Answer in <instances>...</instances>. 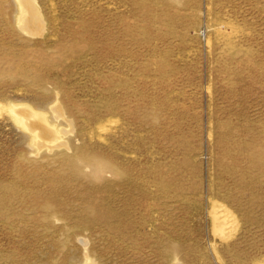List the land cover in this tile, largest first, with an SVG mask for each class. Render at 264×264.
<instances>
[{"label": "rangeland", "instance_id": "1", "mask_svg": "<svg viewBox=\"0 0 264 264\" xmlns=\"http://www.w3.org/2000/svg\"><path fill=\"white\" fill-rule=\"evenodd\" d=\"M0 264H264V0H0Z\"/></svg>", "mask_w": 264, "mask_h": 264}, {"label": "bare ground", "instance_id": "2", "mask_svg": "<svg viewBox=\"0 0 264 264\" xmlns=\"http://www.w3.org/2000/svg\"><path fill=\"white\" fill-rule=\"evenodd\" d=\"M29 1L31 2V0H26L27 3H29ZM36 21H37V20H36ZM36 21H35V24H36ZM23 23H24V22H23ZM37 23H38V22H37ZM24 24L26 25V21H25ZM24 24H23V25H24ZM27 25H28V24H27ZM27 25H26V26H27ZM29 25H30V24H29ZM38 25H39V24H38ZM27 27H28V26H27ZM29 27H30V26H29ZM32 28H33V27H32ZM35 28H36V26H35ZM36 30H37V29H36ZM14 110H15V111H14L13 115H14L16 118H18V119L21 120V125L25 126L28 130H31V131H32V128H31V127H32V124H33V123L31 122L30 118H31V119H33L34 117L37 118L38 115H37V114H34V113H32V112H31V113L28 112V113L30 114V118L27 117V119H26L24 115H21V114L18 112V109H14ZM19 114H20L21 116H20ZM40 117H41V116H40ZM38 118H39V117H38ZM38 118L35 119V120H40V119H41V118H40V119H38ZM38 130H39V129H38ZM38 130H37V131H38ZM35 131H36V130H35ZM39 131H40V130H39ZM41 133H42V132H41ZM219 216H220V215H219ZM216 217H217V216H216ZM220 217H221L220 220H222V221H220L221 223H227V222H228L227 219H228L229 216L223 214V215L220 216ZM220 222H219V223H220Z\"/></svg>", "mask_w": 264, "mask_h": 264}]
</instances>
